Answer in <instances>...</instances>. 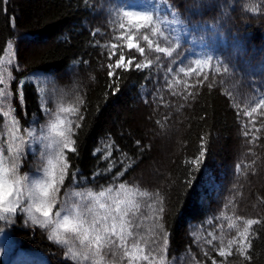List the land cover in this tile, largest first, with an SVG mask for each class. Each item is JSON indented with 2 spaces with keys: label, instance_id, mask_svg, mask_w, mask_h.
Instances as JSON below:
<instances>
[{
  "label": "trees",
  "instance_id": "trees-1",
  "mask_svg": "<svg viewBox=\"0 0 264 264\" xmlns=\"http://www.w3.org/2000/svg\"><path fill=\"white\" fill-rule=\"evenodd\" d=\"M124 11L151 13L159 31L153 36L133 24L129 32ZM171 14L183 28L179 40L160 24ZM146 31L162 47L173 48L172 56L144 42V54L136 52L139 63H152L142 70L114 67L109 77L110 53L124 50L120 36L140 38ZM209 56L208 63H194ZM0 59L5 79L0 88L7 93L0 98V150L6 159L17 145L27 153L19 175L30 176L29 125L38 130L63 114L79 149L65 152L71 167L58 194L65 207L83 205L89 192L108 186L115 196L124 182L140 205L135 216L142 248L157 237L160 222L147 205L163 198L169 236L164 264H264V109L246 115L264 99V0H0ZM181 62L187 76L179 72ZM159 140L171 145L167 170L149 176L146 168L159 153ZM97 170L106 174L93 179ZM73 171L79 177L75 183ZM246 219L262 221L250 230L249 259L237 245L231 255L220 257V247L228 250V240L239 236L228 224L242 230ZM5 232L0 264H78L73 253L78 255L81 246L72 234L49 239V227L19 217ZM105 252L95 262L81 258L79 264H131L120 251L115 256ZM158 259L154 254L153 264Z\"/></svg>",
  "mask_w": 264,
  "mask_h": 264
},
{
  "label": "snow or ice",
  "instance_id": "snow-or-ice-1",
  "mask_svg": "<svg viewBox=\"0 0 264 264\" xmlns=\"http://www.w3.org/2000/svg\"><path fill=\"white\" fill-rule=\"evenodd\" d=\"M3 2L7 3V0H3ZM123 16L128 18L129 32L133 24L137 31L139 29H146L153 36L159 31L152 24L153 15L151 13L124 11ZM123 27L124 25L122 24L121 28ZM148 31L143 35V39L148 42V48L151 50L153 44H155L154 51L156 53H165L169 57L172 56L174 49L162 47L158 42L150 39ZM176 47H179L178 42ZM12 48L13 45L9 43L8 49ZM116 48L117 44L113 43L112 49L115 50ZM127 48L130 51L135 49L141 55L145 52L144 47L139 46L138 41L134 42L132 35L127 36ZM111 55H115V51L110 53L109 59H111ZM156 59L159 60V56ZM211 59L212 57L210 56L203 60L196 59L194 63L200 66L208 63ZM3 63L4 61L0 59V65ZM133 63L134 58L126 59L125 55L121 53L115 61V68H126L133 65ZM151 63V61H148L147 64L135 63V68L142 70ZM182 65L183 62L179 66V72L187 76L188 72L185 71V67ZM108 67V75L111 77L113 76V72L111 71L113 65L109 64ZM169 71H172V69H169ZM216 71L219 72L220 68L217 67ZM224 71L228 72L229 69L225 67ZM203 79L207 80L208 76L205 75ZM200 83H203V81H200ZM0 85H5V79L2 74H0ZM208 86L211 88L212 84L210 83ZM6 96L5 88H0V98H6ZM19 100L20 105L23 106L25 103L23 81L20 82ZM258 108L264 109V99H261L246 115L251 117ZM69 111L78 112L76 109H70ZM4 115L7 116L8 113L5 112ZM13 119L14 130L19 131L18 128H15V124L18 121L15 117ZM82 119L83 116L77 114V120ZM75 127L79 128L80 125L77 123ZM49 133L50 135L47 139L50 140L49 146L54 147V154L48 157L47 166L42 170V178L29 181L28 174H24L23 176L18 174L20 163L24 156L27 155V153L21 151L19 145L16 146L15 153L9 149L8 159L5 158V153L0 150V222H2L0 223V231H3L5 226L15 223L17 216H24L30 219L32 225H39L42 228L51 227L53 235L49 239L57 237L61 230L64 233H71L74 240L78 239L81 250L78 255L73 253V258L77 259L78 264L81 258L84 261L92 260L95 262L97 258L108 255L105 249H108L113 256L117 254V251H120L122 255L128 258L131 264H135L137 261H147L148 264H153L154 254L159 257L158 264H164L163 253L169 246V236L163 222L165 210L163 198L159 200L158 205L155 203L147 205L150 211H155L159 214L155 219L160 222L157 228V237L148 243L146 249L140 246L145 241L141 238L142 234L137 231L140 221L136 218L135 214L139 211L140 205L131 195L132 189L126 187L124 182L119 183V190L115 196L112 195L113 187L108 186L106 191L100 190L98 194L89 192L88 196L90 200L88 204L65 207L58 200V194L65 184L68 170L71 167L70 161L65 156V152L77 154L79 149L76 146L77 141L72 139L71 128L65 127V122L59 116L51 122ZM20 139L21 143H24L23 138L21 137ZM93 155H97L96 150L93 151ZM200 155L204 156V153L201 152ZM108 171H111V164ZM104 174L106 173L97 170L93 173L92 178L95 179L97 176ZM119 175H122V173H118L117 177L113 179H117ZM78 179L77 171H73V182H77ZM139 195L147 196L148 193L140 192ZM58 204H60L59 207H57ZM54 209L55 219H52ZM37 213L39 217H37ZM229 219L231 218L229 217ZM261 223L262 221L259 219H246L243 221L244 227L242 230L235 223H229L228 228H235L239 236L237 239L228 240V250L224 246H221L218 255L220 257L231 255L232 246L237 245V251L240 255L244 256L245 260L249 259L246 255V249L250 247L248 243L250 230L254 225ZM25 226H27V221H25ZM56 242L68 243L67 240L61 241L58 238ZM142 252L144 255H140ZM212 264H217L216 260H213Z\"/></svg>",
  "mask_w": 264,
  "mask_h": 264
},
{
  "label": "rangeland",
  "instance_id": "rangeland-1",
  "mask_svg": "<svg viewBox=\"0 0 264 264\" xmlns=\"http://www.w3.org/2000/svg\"><path fill=\"white\" fill-rule=\"evenodd\" d=\"M162 23L165 24L167 27L172 28L175 31H176V28L178 26V23L176 22V20H172V19H169V20L165 19V20H163ZM178 31H180L179 28H178ZM178 35H179V32H177L174 37L177 38ZM133 37H134V42L138 41L139 46H141L142 43L147 42L143 39V35L140 38L135 37V36H133ZM120 39H121V45L123 46L124 50H122L121 52L115 53V55H113L111 57V64L113 65L112 68L115 67V61L119 58V55L121 53H123L125 55L126 59L127 58H134V63L131 66L135 67V63H139V59L137 56L138 52L136 53V51L128 50V48H127V35L120 36ZM32 45H33L32 47H34V48H31L32 50L38 47L36 44H32ZM133 50H135V49H133ZM144 64H147V63H144ZM128 67H126V68H128ZM79 81L80 80H78V81L76 80L75 83H77ZM57 116H59L60 119L65 122V127H68V122H67L66 117L63 116V114L57 113V115L54 116V120L56 119ZM52 121L53 120H51L50 123L43 125L38 130H37V128H35V125L33 123H31L26 130L25 142H26V146H27V152L30 153V155H31L30 158L32 160L31 171L29 174L30 175L29 181L42 178V170L44 167L47 166V159L50 155L54 154V147L49 146L50 140L47 139V137L50 135L49 126H50ZM144 129L146 130L148 135L150 134V136L152 138H156V137L159 138L158 135L152 134L148 127H145ZM15 134H17V133L15 132ZM166 143L165 142L163 143V140H159V144H160L159 153L153 159V162H151L147 166V168H146V174L147 175H149V176L156 175L157 176L159 174L166 172V170H167V151L171 149V145L170 144L166 145ZM81 202L82 203L85 202V204L89 203L88 200H83ZM76 205H79V204H76ZM54 212H55V210L53 211V216L51 217L52 219H55ZM36 215H37V217H39L38 213ZM17 217H19L20 219H24V220L29 219V218L24 217V216H17ZM40 219L43 220L42 217H40ZM0 223H2V222H0ZM12 225H14V223L11 224L10 226H5L4 230L0 231V241H2V242L7 241L6 239L3 238V237H5V233H6L5 230L9 231V229L11 228ZM49 228L51 229V232H52V228L51 227H49ZM67 234H71V233H64L63 230H61L57 237H62V236L67 235Z\"/></svg>",
  "mask_w": 264,
  "mask_h": 264
}]
</instances>
